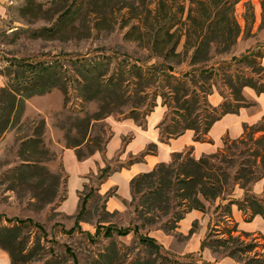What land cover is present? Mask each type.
<instances>
[{"label": "rangeland", "instance_id": "374dc122", "mask_svg": "<svg viewBox=\"0 0 264 264\" xmlns=\"http://www.w3.org/2000/svg\"><path fill=\"white\" fill-rule=\"evenodd\" d=\"M36 1L40 3V8L35 7L25 12L21 10L25 0H12L7 16L0 21V68L14 69L12 62L22 63L27 59L44 61L45 65L54 67L57 71H65L67 96L60 89L53 88L48 92L29 97L25 101L20 120L0 138V227L10 225L6 218L17 216L30 217L39 222L44 229V232H41L34 226H22L17 239L23 241V250L22 254L18 255L20 258L24 255L27 257L25 262L20 261L19 264H44L48 259H54L56 264H73L67 248H71L82 262L104 251L110 239L91 243L80 233L68 235L61 230V226L68 229L73 225V216L78 210V205L76 206V203L72 206L71 203L77 202L76 197L80 192H87L90 188L93 193L80 222L82 230L93 232L97 224H112L118 227L139 226L141 233H147L161 244L163 253L167 254L173 264H215L205 261L203 257L205 253L212 255L215 261L228 258L240 264H243V259L263 256V218L259 215L261 222L260 226L257 224L255 232L239 228L235 219V213L241 215L245 221L249 222L253 219L250 211L244 210V199L247 194L242 188L244 179L236 180L233 185L226 187L225 192L219 197L208 202L204 211L199 210L202 213L201 218L193 220L188 215L185 221L190 219L189 225L181 226L179 221L176 228L166 230L162 226L167 217L162 215L163 211H158L157 215L146 214L147 216L141 217L135 212L130 202L131 198L129 201H124L122 208L109 210L106 201L114 191L99 192L100 182L97 176L100 170L96 175L90 174L85 180V186L83 185L82 190L78 191L79 181L64 170L61 155L63 148L68 145L67 141L72 137H78L75 128L69 131L70 139L65 136L67 129L73 123L70 118L75 117L76 114L92 113L98 105L97 101H85L79 96V86L74 75L82 64L98 65L99 69H108L105 77L114 72L116 78L123 79L127 102L120 109L124 112L120 113L116 110L107 116L121 119L127 117L126 115H133L130 112V109H133L138 117V123L144 121V126L150 123L159 125L161 121L168 124L176 113L164 87V75L159 76V79L156 75L157 81L154 79L150 81L149 71L160 62L163 68H166L168 63L173 64L175 67L170 73L176 76H183L192 71L198 74L202 67L233 65L234 60L248 50L263 48L262 3L264 0H239L234 4L232 13L240 26V33L228 53H219L223 49L222 43L211 44L209 49L213 58L205 66L202 63L190 65L194 44L199 39L197 34H200L199 25L192 22L191 16L202 22L206 11L215 10L213 0ZM69 7L72 8L71 20L75 21L74 27L63 25L52 35L35 37L32 34V31L39 27L52 26L59 15ZM168 28L169 33L174 36L171 42L161 43V52H166L175 43L174 51L179 53V56L170 57L165 61L150 52L149 47L151 36L157 30L163 36L162 33ZM234 57L236 59L230 60ZM236 66L247 72L251 70L244 64H236ZM262 66L264 67V58ZM145 77H149V80H145ZM160 82L162 83L159 84ZM199 83L201 81H198V85ZM145 85L148 86L144 87ZM217 85L220 86V83ZM222 89L224 95L231 98L228 90L225 87ZM243 96L246 104L232 114L234 119H242L239 124L240 133L244 132L245 126L259 123L264 116V92L257 93L253 88L245 87ZM204 99V104L199 108L201 117L208 114L209 105L213 106L208 102L207 95ZM22 105L21 101L20 109ZM40 120L44 121V128L39 135L33 134ZM235 129L237 128H233L232 131ZM263 133L264 131L253 133L252 137L256 138ZM111 135L112 129L105 118L94 123L87 131L88 141L83 143L80 152L87 155L88 146H93L95 139L98 138L102 147V151L101 149L99 151L103 153ZM33 136L41 139L36 147L29 143L22 144L25 139ZM129 136L127 135L123 142L127 141ZM243 136L232 140L224 138L225 144L223 141L221 147L212 144L213 147L208 150H200L198 158L202 155L218 153L217 158L213 160L214 163L228 170L235 169L239 165L243 169H253V161L258 163V160L251 155L252 149L234 141ZM118 154L111 164L115 170L122 165L126 166L130 160L140 158V156H130L122 161L119 160ZM23 163H34L45 168L37 172L26 171L24 178H16L14 169ZM250 194L264 198V176L252 185ZM63 200L72 208L76 206L73 214L69 215L60 210ZM103 203H105V211ZM239 206L242 208L240 209ZM182 207L176 204L173 209L180 210ZM234 223L238 231H233L230 235L228 230ZM243 232H248L250 235L245 237L241 235ZM237 235L239 239L233 241L231 237ZM198 236L200 250L183 253L186 245ZM204 239H221L230 247L235 244L242 246L246 243H255L257 246L249 252H240L238 256L241 260L237 261L233 257L222 256L224 247L217 246L214 248L216 251L202 247ZM111 242H114L116 248L120 250L121 261L123 260L120 264H128L136 256L147 254L132 233L125 237L114 236Z\"/></svg>", "mask_w": 264, "mask_h": 264}, {"label": "trees", "instance_id": "16d2710c", "mask_svg": "<svg viewBox=\"0 0 264 264\" xmlns=\"http://www.w3.org/2000/svg\"><path fill=\"white\" fill-rule=\"evenodd\" d=\"M220 1L221 3H219ZM238 1L213 0L215 10L213 12L206 11L204 22H199L195 16H191L192 22L199 25L200 34H197L199 39L194 44L195 49L190 56V65L193 66L198 63H202L203 66L207 65L213 58V54L210 53L209 49L211 44H223L220 54L230 51L231 46L235 43L240 33V26L232 13L233 6ZM40 6V3L36 0H25L21 10L27 12L35 7L40 8ZM262 9V22L264 23V2L262 3ZM71 14L72 8L69 7L59 15L52 26L39 27L33 30L32 34L35 37L52 35L63 25L74 27L75 21L71 20ZM162 34L163 36L157 30L151 36L150 52L157 57H162L165 61L170 57H178L179 53L174 51L175 43L166 52H161V43L171 42L174 36L169 33V28ZM263 56L264 47H258L248 50L238 59L236 57L230 59H236L233 65L223 64L209 68L202 67L199 69L198 74L192 71L183 76H176L170 73L175 67L173 64L168 63L166 68H163L160 62L156 64L155 68L149 71L150 81L152 79L157 81L156 75H158V79L159 76L164 75V87L167 89L172 108L176 113L168 124L165 121L159 123L158 127L161 136L163 138L179 136L185 130L190 129L194 132L195 141H204L211 126L220 116L226 113H235L239 107L246 104L243 96L244 87H251L257 93L264 92V67L261 63ZM11 64L14 69H10V67L9 69L0 68V75L6 79L5 84L0 87V138L20 120L25 101L29 97L48 92L53 88L60 89L67 96L65 71H57L54 67L45 65L44 61H30L27 59L22 63L12 62ZM236 64H244L251 70L247 72L238 68ZM107 70L99 69L98 65L84 63L80 69L76 70L77 73L74 75L79 86V96L85 101H97L98 104L94 112H86L83 115L76 114L75 117L70 118L73 123L67 129L65 136L70 139L69 131L75 128L78 137L75 136L68 140V145L65 147H75L76 155L79 159L86 157L95 150L101 149L102 151L101 140L97 138L93 146H88L87 155L80 152L83 143L86 140L88 141L87 131L89 128L116 110H119L120 113L124 112L120 109L127 102L123 79L116 78V73L114 72L105 77ZM148 78L145 77V80ZM198 81H201L199 85ZM218 83H220V86L217 85ZM146 86L148 85L144 87ZM213 87L223 97V101L217 106L209 105L210 111L201 117L199 108L201 104H204V96H208L213 92ZM223 87L228 90L231 98H227L224 95ZM21 101L23 103L22 109H20ZM154 105L155 103L152 106ZM133 111V109H130L133 115L126 116L132 117L137 121L138 117L136 112ZM137 124L143 127L144 121L142 123L137 121ZM43 128L44 121L40 120L33 134L39 135ZM244 128L242 134L244 136L234 141L243 143L252 149L251 155L258 160V163L253 161V169H243L239 165L235 169L228 170L214 163L213 160L217 158L218 153L194 158L191 148L185 152H174L171 155L170 162H160L151 170L139 173L130 180V202L135 212L139 216L144 217L147 216L146 214L152 216L157 215L158 211H163L162 215L167 217L162 226L166 230H172L177 227V223L185 217L186 213L192 209L204 211L207 203L212 202V200L224 193L226 187L233 185L236 180L244 179L245 183L242 188L247 193L244 199V210L248 209L251 216L260 215L264 220V198H257L250 194L252 185L264 176V133L256 138L252 137L253 133L264 131V116L259 123L253 126H245ZM40 140L38 136H33L25 139L22 144L29 143L36 147ZM139 159L130 160L128 164ZM44 168V166L34 163H23L14 169L15 177L22 179L26 171L37 172ZM113 170L115 169L108 164L100 169L97 176L99 182L101 183ZM92 193V188L87 192H80L78 195V210L73 216V225L68 229L61 226V230L68 235L80 233L81 236L91 243H96L101 239H110V241L104 251L99 252L96 257L85 262H82L71 248H67L66 250L72 258L73 264H120V262H123V260L121 261L120 250L111 241L114 236L125 237L130 233L145 248L147 254L136 256L128 264H155V262H158V264H173L167 254L163 253L161 244L147 233H141L139 226L118 227L112 224H97L93 232L82 230L80 222L87 211L88 201ZM64 198L65 195L63 196ZM176 204L183 206L182 209H173ZM104 206L105 203H103V208ZM239 208L241 209L242 207L239 206ZM5 220L10 225L0 227V248L8 253L10 264H19L20 261L25 262L27 256L24 255L20 258L18 255L22 254L23 250V241L17 239L21 228L22 226H34L44 232L43 226L30 217L19 218L14 216ZM233 231H238L236 223L228 230V233L231 235ZM241 235L248 237L250 234L243 232ZM231 239L237 241L239 238L237 235L231 237ZM217 246L225 248L222 256L233 257L240 261L241 258L238 256L240 252H249L257 245L255 243H246L242 246L235 244L230 247L227 243H223L221 239H204L202 241V247L212 248L213 251H216L214 248ZM44 264H56V262L54 259H48ZM243 264H264V255L243 259Z\"/></svg>", "mask_w": 264, "mask_h": 264}, {"label": "crops", "instance_id": "0c3cea01", "mask_svg": "<svg viewBox=\"0 0 264 264\" xmlns=\"http://www.w3.org/2000/svg\"><path fill=\"white\" fill-rule=\"evenodd\" d=\"M11 3L12 0H0V21L7 16ZM263 58L264 56L261 58V63ZM4 84L5 79L0 75V87ZM222 101L223 97L216 89L208 95V102L213 106L219 105ZM232 114L233 113H226L220 116L211 126L204 141H195L194 132L190 129L185 130L179 136L163 138L158 124L154 125L150 123L142 127L129 117L116 119L111 116H106L105 121L110 125L112 135L105 145L104 152L102 153L99 150H95L86 157L78 159L75 152L76 148L65 147L62 151L61 162L63 163L64 170L79 181L78 191H80L90 174L96 175L98 171L107 164L111 166L113 159L118 153V158L122 161L130 156H140L138 161L110 172L100 183L99 192L105 193L109 190L114 191L106 201L107 208L109 210L119 209L123 207L125 200L129 201L131 198L130 180L139 173L151 170L160 162H170L172 153L185 152L187 149L191 148L192 156L198 158L199 151L202 149L208 150V148L213 147L214 144L220 145L221 147V142H223L224 138L232 140L241 137L243 133H240L241 127H239V124L242 122V119H234ZM235 127L237 129L232 131ZM127 135L130 136L127 141L124 140L125 142H123V139L127 137ZM212 138L214 140H212ZM220 147L218 149H220ZM76 200L77 202L71 203L72 206L76 203V206L78 205V195ZM76 206L72 208L70 204H66L65 200H63L59 208L62 212L71 215L76 211ZM188 215L191 216V219L195 220L201 218L202 213L196 209L189 211L181 220V226L190 224V219L185 221ZM235 219L239 228L250 232H255L261 222L259 215L253 216V219L248 222L245 221L241 215L235 213ZM199 250L200 241L198 236L193 239L190 244L186 245L183 253L198 252ZM203 257L207 263L240 264L228 258L215 261V258L209 253H205ZM0 264H10L8 253L2 248H0Z\"/></svg>", "mask_w": 264, "mask_h": 264}]
</instances>
